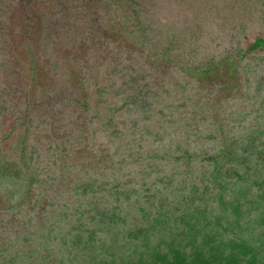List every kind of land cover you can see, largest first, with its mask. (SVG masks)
<instances>
[{
	"label": "trees",
	"instance_id": "1",
	"mask_svg": "<svg viewBox=\"0 0 264 264\" xmlns=\"http://www.w3.org/2000/svg\"><path fill=\"white\" fill-rule=\"evenodd\" d=\"M193 1L196 2L0 0V194L5 196L4 202L9 208L16 207L21 199L33 197L35 200L44 193L43 187L59 181L56 172L47 183V177L41 176L43 167L47 171L51 168L49 165L59 166L58 169L64 167L60 153L54 154L55 157L49 154V158H54L49 165L48 156L41 160L44 154L40 152L46 150L45 143L61 145L70 136L85 140L99 133L101 126L111 123L109 131L102 133L106 143L122 142L126 146V136L133 134L136 126L144 124L141 123L144 118L151 124H159L153 136L158 137L160 144L141 141L150 147L147 150L157 148L159 151V146L166 142L164 138L175 128L169 130L172 126L164 127L161 118L146 116L148 112L142 109L147 101L146 94L150 96L148 91L144 92L146 83L135 84L134 93L126 91L120 98L110 101L106 89L114 87L115 82H108L109 74L115 68H124L121 62L127 72L144 73L138 79L131 73L124 74L127 83L132 85L136 81L143 82L149 61L163 57L162 60L170 65L189 66L195 52L194 48L186 49L185 44L192 40L197 44V39L191 30H185L188 19L184 11ZM254 14L258 17L256 25L263 33L253 36L249 45L240 48L237 44L234 50L221 57L229 63L233 60L235 67L244 72L248 71L246 53L264 49V38L260 35L264 34L263 9L258 8ZM255 15L251 18L255 19ZM191 18L193 23L198 20V12ZM241 19L238 29L247 17ZM234 35L231 34V39ZM121 56L125 58L118 61ZM160 60L157 61L160 63ZM152 70L155 73L156 69ZM251 76L253 78L245 82L241 93L249 100L248 110L242 109L240 114L244 118L251 115L252 121L240 127L235 138L227 142L232 156L233 183H240L232 190L239 194L227 202L219 198L216 216H199L194 201L200 194L193 193V188L180 193L179 187L171 184L170 175L168 178L160 174L150 186L158 199L168 193L171 201L158 212L157 201L149 206L141 205L138 198L141 191L127 184L134 178L135 170L142 168L141 164L136 163L133 169L126 171L119 168L120 173L114 178L118 182L108 188H104L102 177L96 180L82 175L69 191L70 200L66 197L60 200L64 208L69 204L74 208L80 203L86 206L73 211L77 215L73 226L55 235L59 246L56 250L65 252L67 264H264V168L263 174L254 168L258 162H264V101H258L259 92L254 88L258 76ZM148 81L150 83V79ZM120 85H124L123 81ZM98 103L101 105L97 106ZM178 129L182 132V127ZM189 136L184 137L182 147H178L184 159L191 164H195L193 158L205 160L206 156L199 157L200 151L194 149ZM149 141L152 143V139ZM127 145H132L129 150L139 148L133 142ZM140 152L137 150L135 155L140 160H153L152 155ZM208 158L212 159L208 179L219 186L224 174L219 172L214 158ZM176 159L179 157L173 160ZM115 170L118 172V168ZM112 172L110 170V174ZM198 179L202 180L199 173ZM192 180L188 183L195 185ZM177 183L185 184L184 176H180ZM225 186L217 188L223 190ZM128 194L133 196L131 202L137 205L138 211L149 218L144 224L130 225L123 220L125 213L117 206ZM91 197L93 200L89 199ZM238 199L242 201L232 203ZM219 216L224 217L225 225L216 227L221 223ZM44 229V233L51 232L47 225ZM224 230L230 236H225ZM100 232L101 240L97 237ZM33 235L38 239L35 246L43 245V238L49 237L35 231ZM45 246H42L43 254L35 252L34 248L19 259H15L16 250H11L0 259V264H55L48 261L49 250ZM34 254L40 255L32 258Z\"/></svg>",
	"mask_w": 264,
	"mask_h": 264
},
{
	"label": "rangeland",
	"instance_id": "2",
	"mask_svg": "<svg viewBox=\"0 0 264 264\" xmlns=\"http://www.w3.org/2000/svg\"><path fill=\"white\" fill-rule=\"evenodd\" d=\"M194 5H196V11H194ZM258 8L259 10L263 9L264 12V0L193 1V5L184 11L185 18L188 19L185 30L187 32L191 30L197 39V44L193 40L185 44L186 49L194 48L193 51L195 52L192 56L194 60L189 61V66L170 65V62L166 63L165 60H162L163 57L152 59L153 61L146 64L148 67L146 70L147 76L143 78V82L136 81L132 85L127 83V76H124V74L131 73V76L138 79L144 73L127 72L122 62L120 65L124 68L120 70L117 66L118 68H115L111 73L109 72L108 82H115L114 87L106 89L110 101L120 98L126 91L128 94L134 93L137 90V88L134 89L135 84L146 83L144 92L148 91L150 93V96L146 94V104L142 105V109L148 112L146 116L150 119L161 118V120H164L162 124L164 127L170 125L172 127L169 130L173 128L175 130L171 132L170 136L164 138L166 142L159 146V151L157 148L154 149L157 151L147 150L150 147L144 146L141 141H147L149 145H159L158 137L153 136L159 128V124L144 121L141 116V123L144 124L136 126L134 133L129 137L126 136V146L122 142L117 144L106 143V138L102 136V133L103 131H109L111 123L106 127L101 126L99 133L91 138L87 137L85 140L73 139L70 136L61 145L52 142L45 143L43 147L46 150L40 152L44 154L41 160L46 159L48 156L47 163L49 165L50 161L54 160L53 157L49 158V154L55 157L54 154L60 153V162L64 167L58 169L59 166L49 165L51 167L49 171L44 170L43 167L41 176L47 177L45 181L47 183L56 172L59 181L43 187L44 193L42 194L38 189V193L41 195H38L35 200H33V197L19 200L16 207L9 208L8 204L4 202L5 196L0 194V259H3L11 250H16L17 257L15 259H19L24 254L28 255L27 251H32L34 248L35 252L43 254L42 246L46 245L47 251L49 250L47 254L48 261L55 262V264L57 262V264H67V257L64 258L65 252L58 253V250H56V246L58 248L59 246L55 235L58 233L63 234L64 229L73 226L77 217L73 214V211L84 209L86 206L84 203L80 206V203L77 208H74V205L71 204L68 208H64L60 200L65 197L67 201L70 200L69 191L76 184L75 180L82 175L96 180H100V177H102L101 181H104V188H108L114 182H118L114 178L120 173L119 168L126 171L127 169H133L136 163L141 164L142 168L135 170L133 173L134 178L129 180L127 184L134 185L136 191H141L138 194V198L142 202L141 205L149 206V204L151 205L157 201L160 205L158 212L163 211L171 201L168 193H165L163 198L158 199L150 186L154 177L160 174L168 178L170 175L173 178L170 181L171 184L179 187L177 190L180 193H184L187 188H193V193L200 194V197L194 201V204L197 203L198 205L195 212H198L199 216L206 217L214 214L216 216L219 213V198L223 202L235 198L239 192L235 193L232 189L240 183H233L234 177L231 172L232 164L230 163L232 156L227 142L229 138H235L240 127L246 126L252 121L251 115L244 118L240 114V110L246 109L247 101H249L244 95H241L242 89L245 82L253 78L252 74H256L259 78V81L254 83V88L259 92L258 101H264V49L246 53L247 72L238 70L233 60L229 63V60H222L221 57L234 50L235 45L238 44L240 48H243L250 44L253 36L263 33L255 22L258 17L254 13ZM195 12H198V20L193 23L191 16ZM243 15L247 17V21L241 29H238L237 23L243 21L241 19L244 18ZM252 15H255V19L251 18ZM231 34H235V38L231 39ZM260 35L264 38V34ZM124 58L121 56L118 61ZM159 59H161L160 63L157 61ZM140 61L141 59L138 60L139 63ZM220 61L221 63H219ZM166 65L167 67L164 70ZM153 68L156 69L155 73L152 70ZM99 73L104 72L100 71ZM147 77L150 79L151 88ZM120 81H123L124 85L121 86ZM100 105L101 103H98L97 106ZM149 107L152 108L149 109ZM102 108L104 111H108L105 107ZM90 115L93 116L94 114L91 113ZM106 115H109V112ZM179 127H182V132L179 131ZM164 130L166 131V129ZM187 133L192 134L194 137L189 136ZM186 136H189L194 149H199V157L202 159L206 156L205 160L193 158L192 161L195 164H191L184 159L180 148ZM149 138L152 139V143ZM131 142L134 143L136 148L139 146L137 150L141 151L140 154L152 155L153 160L145 161L137 158L135 156L137 150H129L132 145H127ZM113 147L116 148L115 151H113ZM178 149L180 152H177ZM65 151L69 153L66 155ZM262 156L264 157V154ZM174 157H179V159L173 160ZM208 157L214 158L219 172L224 174L219 179V182H221L219 186L208 179L210 178L208 171L212 166V159L210 160ZM115 168H118V172ZM254 168H258L263 174L264 162H258ZM110 170H113L111 174ZM198 173L202 180L198 179ZM180 176H184L185 184L177 183ZM191 180L195 185L188 183ZM222 184L226 186L222 187L223 190H219L217 187ZM245 196L248 198V195ZM89 199L93 200L92 197ZM132 199L133 196L128 194L127 199H123L117 208L125 213L121 214L126 224H144L149 218L138 211L137 205L131 202ZM124 201H126L125 204H123ZM237 201L241 202L242 200H234L232 203ZM129 203L132 205L131 207H128ZM151 211L152 209L149 214H151ZM219 218L221 223L216 227L225 225L222 220L224 217L219 216ZM46 225L50 227L51 232L44 233ZM34 231L37 234H47L49 236L48 239L43 238V245L35 246L38 239L34 237ZM223 234L227 237L230 236L225 230ZM97 237L101 240V237H103L101 232L97 234ZM105 240L104 237L101 241L103 245ZM40 254H34L32 258L38 257ZM96 254L100 253L96 252ZM101 255H103V252H101ZM53 256L55 257L54 260L51 258ZM14 263H17V260H14Z\"/></svg>",
	"mask_w": 264,
	"mask_h": 264
}]
</instances>
